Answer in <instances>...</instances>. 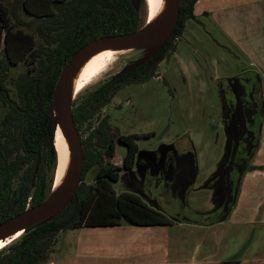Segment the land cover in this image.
Wrapping results in <instances>:
<instances>
[{"label":"trees","instance_id":"16d2710c","mask_svg":"<svg viewBox=\"0 0 264 264\" xmlns=\"http://www.w3.org/2000/svg\"><path fill=\"white\" fill-rule=\"evenodd\" d=\"M197 0H180L176 26L147 62L167 56L185 21L195 18ZM146 0H0V223L41 204L49 195L57 165L54 145L53 91L61 69L85 44L102 36L144 26ZM206 14V13H205ZM27 17V19H25ZM22 64L14 77L10 70ZM125 68L108 82L72 102L82 138L86 122L132 73ZM134 73V72H133ZM110 130L104 117L82 138L81 181L70 202L47 220L33 225L0 250V264H46L60 231L82 226L165 225L170 221L137 197L115 195L102 175L113 180ZM96 169L94 177H86Z\"/></svg>","mask_w":264,"mask_h":264},{"label":"rangeland","instance_id":"374dc122","mask_svg":"<svg viewBox=\"0 0 264 264\" xmlns=\"http://www.w3.org/2000/svg\"><path fill=\"white\" fill-rule=\"evenodd\" d=\"M7 1L12 3L15 0ZM231 20L225 31L204 15L196 19H187L183 32L174 41L175 48L156 69L155 75H162L166 82L163 84L160 81H151L146 84L125 86L101 110V115L107 114L111 125L118 127L115 128L116 132L125 134L152 132L149 139L139 141L141 147L152 150L167 142L172 145L177 155L188 151L194 152L196 175L186 194V206L189 212L200 215L201 224L217 218L216 207L222 201L223 194L222 180L219 181L217 177L224 173L231 150L229 127L222 121L217 111L216 78L234 74L238 68L256 69V66L249 65L250 51L240 49L248 47L250 38L249 34L243 33L244 28L237 30L238 24L244 19L238 17L236 13V18ZM227 30L237 34H229ZM237 37L242 46L237 44ZM160 45L115 54L105 71L78 92L75 98L80 101L104 79L143 62L151 57ZM258 68L263 81L262 67ZM23 69L21 63L13 67L10 70V77L16 76ZM2 112L0 108V114ZM96 121L94 117L90 124H84L82 138L88 135ZM115 151V157L111 162L119 163L125 153V147L116 144ZM248 163L249 160L246 161V164ZM251 168L253 167L250 166L249 169ZM160 170L158 167L157 171L153 172L148 168L146 174L149 180L146 186L141 187L140 184L141 189H137V184L132 183V180L128 181L125 176L120 177L115 189L118 191L125 185L133 190H140L148 204L164 212L166 208L164 197L162 194L159 195L163 185L161 186L157 176ZM245 170L236 173L238 176L240 173L241 176ZM86 177H91V174H87ZM239 179L236 178L235 189L239 187ZM231 212L232 208L226 218ZM248 240L249 238L245 246L248 245Z\"/></svg>","mask_w":264,"mask_h":264},{"label":"crops","instance_id":"0c3cea01","mask_svg":"<svg viewBox=\"0 0 264 264\" xmlns=\"http://www.w3.org/2000/svg\"><path fill=\"white\" fill-rule=\"evenodd\" d=\"M236 13L244 19L237 30L250 35L248 47L240 49L250 51L249 65L258 73L262 67L264 77V0H197L194 5L196 17L204 15L225 31ZM250 165L225 220L67 229L58 233L46 264H264V117Z\"/></svg>","mask_w":264,"mask_h":264},{"label":"flooded vegetation","instance_id":"af4514ba","mask_svg":"<svg viewBox=\"0 0 264 264\" xmlns=\"http://www.w3.org/2000/svg\"><path fill=\"white\" fill-rule=\"evenodd\" d=\"M193 19H196V16ZM167 56L155 62L145 65L138 64L131 67L130 72L132 71V73L127 79V84H124L121 88H119L115 94L101 106L98 114L94 117L97 120L95 125L104 117L107 118V124L111 133L109 142L113 145V156L109 158V162L114 165V167L111 169L110 173H112V175H116V178L110 181L102 175L99 179L101 181L105 180V183H109L111 190L115 193V195L122 193L133 195L137 197L145 206L163 214L170 222H177L184 218H190L193 220L197 219L195 215L188 213V210H183L182 206V192L186 190L184 194V200L186 201V194L193 184L196 175V165L195 169L191 166L192 162H195L196 164V156L194 152L188 151L177 155L173 151L172 145L167 142L156 146L152 150L141 147L139 145V141L149 139L152 132L126 134L116 132L115 128L118 129V127L111 125L109 122V116L107 114L101 115L102 108L109 104L118 91L125 86L146 84L151 81H160L164 84L166 81L162 78V75L155 74L157 66L162 61L166 60ZM147 61L148 60L146 59L145 62ZM122 70L101 81L97 87L102 86L105 82H108ZM215 86L218 101L217 111L220 113L222 121L227 125V127H229L231 150L229 154L230 159L227 161L224 173L217 177L218 180H222L223 193L222 201L216 207L217 218L211 220V222L203 224H212L214 222L227 219L226 215L230 212L236 200L237 187L235 189L234 184H236V178L239 179L241 177L240 173L238 176V173L236 172H241L245 169L249 170L251 165L250 163L246 164V161L249 160L250 162V158L255 151L259 139L261 123L264 117L263 81L260 74L255 69L249 67L238 68L237 72L234 74H227L222 77L218 76L215 81ZM116 144L125 147V153L119 163L111 162V160L115 157ZM250 144L252 145L250 152L249 154H245ZM243 160H245V163ZM158 167L161 169L159 175H157L159 177L158 181L161 186L163 185V189L161 188V193L159 195H163L164 203L166 204L164 212L157 210L148 204L147 199L143 194H141L140 190H133L125 187V185L122 188L120 187L118 191L115 189V184L119 182L121 176H125V178L127 177L128 181L132 180V183L135 182L137 184V189H141V187L146 186L147 180H149V177L146 174L147 169L150 168V170L156 172ZM87 174H91V177H94L96 175V169L89 170ZM162 179L164 180L165 185ZM227 202L228 207L226 205ZM200 221L199 215L198 222L196 224H201Z\"/></svg>","mask_w":264,"mask_h":264},{"label":"water","instance_id":"95a60500","mask_svg":"<svg viewBox=\"0 0 264 264\" xmlns=\"http://www.w3.org/2000/svg\"><path fill=\"white\" fill-rule=\"evenodd\" d=\"M179 4H180V0H171V15H170L169 23H167V25L160 26V27L146 28L145 26L147 22V17H146L145 24L140 29H137L135 31L128 32V33H123V34L102 36V37H99L95 40L88 42L87 44L82 46L72 56V58L66 63V65L61 69L60 74L57 78L55 87H54V91H53L52 112H53V116L55 120L54 145L56 142V136H57L59 128H61L62 131L65 133V135L68 137V140L70 143L72 174H71L67 189L61 197L50 199V195L55 185V179H56V174L58 170V150L55 145V149L57 152V165L55 169L52 186H51L47 199L43 201L41 204L36 205L34 207H30L26 209L25 211L0 223V235H4L8 233L14 234L20 231L23 233L25 229L33 225H36L38 223H41L47 220L48 218H50L51 216L55 215L56 213H58L64 207L67 206V204L72 199L81 181L83 161H84L82 141H81L82 138L74 122L71 105L69 106L68 99L66 98V95H65L66 80L70 72L72 71L73 67L89 51L97 47L110 44V43H135V42H148V41L155 40L157 41V43H155L154 45H157V44L162 45L163 42L170 37L174 27L176 26V23L178 20V14H179ZM128 68H131V67H128ZM0 90H1V85H0ZM72 102L73 100H71V103ZM251 146L252 145L250 144L245 154H249ZM195 165H196L195 162L191 163V166L193 167V169H195ZM185 192L186 190L182 192L183 194L182 206H183V210L187 211L186 201L184 200ZM226 205L228 207V202ZM188 213L195 215L197 219L193 220L190 218H184L181 221H187L189 223L196 224L198 222L199 214H196L194 212L192 213L189 211ZM12 239H13V236H11L9 240H12Z\"/></svg>","mask_w":264,"mask_h":264},{"label":"bare ground","instance_id":"6f19581e","mask_svg":"<svg viewBox=\"0 0 264 264\" xmlns=\"http://www.w3.org/2000/svg\"><path fill=\"white\" fill-rule=\"evenodd\" d=\"M146 6V28L160 27L169 23L171 0H146ZM155 43H157L155 40L135 43H110L86 53L73 67L66 80L65 95L69 106L72 105L71 100L75 98L78 92L105 71L109 61L115 54L143 49ZM55 145L58 150V170L50 199L61 197L65 193L72 174L70 143L61 128L58 129ZM21 233L20 231L14 234L0 235V250L11 243L13 239L19 237ZM11 236H13V239L9 240Z\"/></svg>","mask_w":264,"mask_h":264}]
</instances>
